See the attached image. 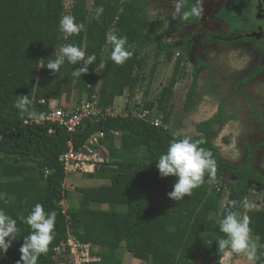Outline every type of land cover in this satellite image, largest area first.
Segmentation results:
<instances>
[{
	"label": "trees",
	"instance_id": "1",
	"mask_svg": "<svg viewBox=\"0 0 264 264\" xmlns=\"http://www.w3.org/2000/svg\"><path fill=\"white\" fill-rule=\"evenodd\" d=\"M149 1L72 0L66 10L65 0H0V209L17 221L18 228L13 246L5 255L0 254V264H17L23 237L31 231L21 217H27L37 203L45 212L56 213L54 239L37 264H71L67 247L60 255L55 252L68 231L89 244L91 254L99 258L86 264H122L121 249L143 264H220L231 251L218 248L217 240L226 238L218 229L219 221L229 210L244 218V202L253 194L250 183H264V178L252 167L248 145L244 164L235 165L224 160L212 144L213 127L229 119L221 109L197 123L195 134L171 133L165 125L154 126L132 114L135 108L139 112L147 110L151 117L161 115L167 124L169 104L183 65L182 55L174 58L173 45L163 38L164 20L149 17ZM247 1L233 0L226 15L220 17L230 24L228 32L243 28L241 19ZM101 6L104 12L99 20L94 19L95 9ZM193 7L195 0H184L182 22L198 23ZM66 15L83 23L84 29L73 35L61 31L59 21ZM112 34L126 37V47L133 53L121 65L109 59L112 46L108 37ZM68 44L77 45L86 56H96L95 63L81 77H74L72 72L82 64L65 61L56 74L46 68L48 61ZM152 46L155 58L163 55L168 63L174 58L172 74L156 98L147 99L154 63L141 105L127 103V116L88 121L69 134L57 124H37L21 117L14 107L18 95H28L31 107L45 115L50 111V100H57L58 105L68 103L75 89L78 102L97 94L101 108L112 106L127 92L131 100L145 81L144 54ZM101 62L104 68L99 67ZM204 64L197 63L195 70ZM260 71L258 66L239 84L253 80ZM195 83L193 80L187 89L185 113L196 106ZM97 132L104 133L101 146L111 163L82 173L100 183L77 187V200L73 202L63 187L66 176L59 156L68 149L69 140L78 148ZM185 137L204 141L199 147L212 153L216 169L214 174L205 172L203 182L191 195L173 201L167 193L175 178H161L155 165L170 141ZM64 200L69 201L67 207ZM232 201H236L234 206ZM262 204L260 209H250L247 217L250 240L257 239V258L252 264H264V197Z\"/></svg>",
	"mask_w": 264,
	"mask_h": 264
},
{
	"label": "rangeland",
	"instance_id": "2",
	"mask_svg": "<svg viewBox=\"0 0 264 264\" xmlns=\"http://www.w3.org/2000/svg\"><path fill=\"white\" fill-rule=\"evenodd\" d=\"M255 0L250 13L254 15L261 2ZM65 9L69 10L72 0H65ZM226 4V0H199L198 9L201 17V24L198 27H191L179 23L182 16V0H150L146 10L151 19L161 18L165 26L162 35L167 43L173 45L176 58L178 54L183 56V65L179 82L174 88V95L170 101V117L167 124H162L171 133L195 134V124L206 120L220 109L229 116L227 123L214 128V139L212 144L217 147L221 157L233 164L243 162L246 155L245 143H250L255 148V168L264 173V146L260 144L264 140V70L255 80L245 86H240L238 80L246 75L257 64L264 65L262 53L252 44L239 42L231 45L212 44L204 41L200 35L205 32H223L227 25L214 19V13ZM254 18V17H252ZM190 38L191 44L184 50L181 49V42ZM145 81L135 91L134 98L127 99V94L123 98L115 99L117 105L124 106L141 105L144 97L143 91L148 85V77L153 64L154 72L148 86L147 99L154 100L159 90L162 88L172 74L174 58L171 62H166L162 55L154 57V46L148 48L144 54ZM197 63H206L195 70ZM195 80V108L185 113L183 110L185 95L191 82ZM78 104L76 89L69 102L62 101L59 106L66 109H74ZM135 111L138 109H134ZM155 113V112H154ZM156 114V113H155ZM161 119L160 116H156ZM118 143V141H117ZM242 160V161H241ZM82 174H71L66 176L63 187L69 192L72 201L76 202V188L82 185L88 186L99 184ZM213 184V183H212ZM264 189L255 188L252 196L244 202L248 217L250 209L262 208V198ZM68 200H64V207H67ZM253 242L256 244L257 239ZM122 257V264H143L134 259L124 249L119 250ZM222 264H252L246 254L226 252L221 259Z\"/></svg>",
	"mask_w": 264,
	"mask_h": 264
},
{
	"label": "clouds",
	"instance_id": "3",
	"mask_svg": "<svg viewBox=\"0 0 264 264\" xmlns=\"http://www.w3.org/2000/svg\"><path fill=\"white\" fill-rule=\"evenodd\" d=\"M103 12L102 6L97 7L94 19L99 20ZM192 14H198L196 7H193ZM74 21L75 18L72 16H63L59 21L61 31L73 35L84 29L83 23ZM108 40L112 46L109 59L115 64L121 65L132 56V51L126 47V37H118L112 34ZM65 61L72 65L82 64L81 67L75 68L72 72L74 77H81L88 72L89 65L95 63L96 56H86L85 51L80 47L68 44L59 49V55L54 60H49L46 68L51 70L52 74H56ZM99 67L104 68L105 64L101 62ZM14 107L19 110L21 117L26 116L32 120L43 119V115L31 107V100L28 95H18ZM203 143V140L192 141L190 137L174 139L170 141L167 151L159 156L155 165L159 176L161 178L169 176L175 178L172 190L167 193L169 199L173 201L182 200L185 196L191 195L192 190L203 182L206 171L214 174L216 161L209 150L199 147ZM231 204L234 206L236 201H232ZM55 219L56 213L54 211L45 212L39 203L35 204L27 217H21V220L30 226L31 231L23 237V243L18 250L20 258L17 264H37L40 255L47 254L49 245L54 239ZM249 223L247 217L239 218L235 211H227L219 221L218 229L225 234L226 238L217 240L218 248H228L237 254L244 253L250 261H255L257 245L250 240L251 228ZM16 224L15 219L0 209V254L5 255L8 249L13 246V241L16 240V233L18 232Z\"/></svg>",
	"mask_w": 264,
	"mask_h": 264
},
{
	"label": "built area",
	"instance_id": "4",
	"mask_svg": "<svg viewBox=\"0 0 264 264\" xmlns=\"http://www.w3.org/2000/svg\"><path fill=\"white\" fill-rule=\"evenodd\" d=\"M123 97L126 96L123 95L120 98ZM44 102V100H40V103ZM48 103L50 111L43 115V119L34 120L35 123L42 124L49 122L57 124L63 127L69 134L75 133L79 127L88 121H99L101 117L104 118L107 116L129 115L128 110H125L126 105L122 107L117 105L116 102L112 106L101 108L98 105L97 94H93L90 99L83 97L74 109L60 107L57 100H50ZM131 112L134 116L154 126H160L162 124L160 118L151 117L147 110L141 112L132 110ZM104 137L103 132L94 133L78 148H75L72 140H69L67 142L68 149L59 156V162L65 176L93 172L96 168L111 163V159L103 152L104 149L101 146V141ZM66 247L68 248L71 264H86L99 260L97 256L91 254L89 244L80 242L69 231L65 241L56 246L55 252L57 255H60ZM220 264H222V260H220Z\"/></svg>",
	"mask_w": 264,
	"mask_h": 264
},
{
	"label": "flooded vegetation",
	"instance_id": "5",
	"mask_svg": "<svg viewBox=\"0 0 264 264\" xmlns=\"http://www.w3.org/2000/svg\"><path fill=\"white\" fill-rule=\"evenodd\" d=\"M232 1L233 0H226V4L224 6H222V7H220L214 13V19L217 20V21H221V22L225 23L227 25V28L223 32H208L207 31L203 35H200V37L204 41L206 40L207 42H210L212 44L231 45L233 43H239V42H245V43L252 44L260 53H262V56H263V59H264V1L261 2L260 7H258L257 11H255L254 15H252V13H250V11H251V8L253 7L252 5L255 2V0H248L247 1V5H246L245 10H244V13H243V16H242V19H241L242 22H243V28L240 29V30L228 32V30L230 29V24L227 21L221 19L220 17L221 16L224 17L226 15L227 12H225V10L232 4ZM182 3H183L182 16L180 18L179 23L182 24V25H187V26H191V27H198L201 24V17H200L199 9H198V0H195L196 8L198 9V14H196V16L198 17V23H196V24H189V23H184V22L181 21V19L184 16V0H182ZM252 17H254V18H252ZM191 40L192 39H190V38L184 39L181 42V44H180L181 49L184 50L185 48L189 47L190 44H191ZM184 41H186L187 43L183 47L182 45H183ZM205 65H206V63L204 65H200V66H205ZM258 66L261 67V71L256 76V78H254L253 80L257 79L262 74V72L264 70V65L262 63L257 64L252 70L256 69ZM252 70H250L249 72H251ZM243 76H245V75H243ZM243 76H241L239 78V80ZM239 80H238V84H239ZM253 80H251V81H253ZM251 81H248L245 84H239V85L240 86H243V85L245 86L246 84H248ZM223 115L226 116L224 112H223ZM227 117H229V116H227ZM229 119H230V117H229ZM229 119H228V121H229ZM227 122H225V123H227ZM220 126H222V125L218 124V125L213 127V135H214V128L215 127H220ZM246 145H248L251 148V151H252V156H253L252 167H253V169L264 178V173L260 172L259 169L255 168V154H254V151H255V148L258 147L259 145L257 144L256 146H253L250 143H245L244 149L246 151V155L248 153V148H246ZM260 145L264 146V140L262 141V143ZM246 155H245L244 160H243L242 163L235 164V165L244 164V162L246 160ZM249 187H250V189H251V191L253 193L255 188L264 189V183L261 182V181H259V182H251Z\"/></svg>",
	"mask_w": 264,
	"mask_h": 264
}]
</instances>
